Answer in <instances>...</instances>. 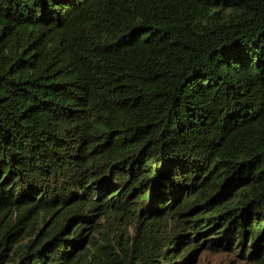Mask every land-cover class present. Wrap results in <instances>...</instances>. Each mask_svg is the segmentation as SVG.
Returning a JSON list of instances; mask_svg holds the SVG:
<instances>
[{
    "label": "trees",
    "instance_id": "1",
    "mask_svg": "<svg viewBox=\"0 0 264 264\" xmlns=\"http://www.w3.org/2000/svg\"><path fill=\"white\" fill-rule=\"evenodd\" d=\"M194 243L264 264V0H0V264Z\"/></svg>",
    "mask_w": 264,
    "mask_h": 264
},
{
    "label": "rangeland",
    "instance_id": "2",
    "mask_svg": "<svg viewBox=\"0 0 264 264\" xmlns=\"http://www.w3.org/2000/svg\"><path fill=\"white\" fill-rule=\"evenodd\" d=\"M121 218V217H120ZM119 215L114 217V222H111L112 225H107V223H104L105 226H102V228H107L108 233L111 235L117 233V236H121V240H124L129 234L133 232L134 224L131 220H129L132 225L125 224V221L123 219H120ZM103 223V221H101ZM129 225V226H128ZM94 237L96 234L93 235ZM97 240H100V235L98 237H95ZM198 245L194 243L193 247L189 248V251L186 253V255L191 256L192 264H252L244 259H242L239 255H237V252H217L212 251L205 248H196Z\"/></svg>",
    "mask_w": 264,
    "mask_h": 264
}]
</instances>
